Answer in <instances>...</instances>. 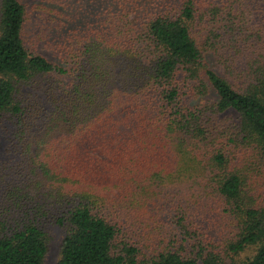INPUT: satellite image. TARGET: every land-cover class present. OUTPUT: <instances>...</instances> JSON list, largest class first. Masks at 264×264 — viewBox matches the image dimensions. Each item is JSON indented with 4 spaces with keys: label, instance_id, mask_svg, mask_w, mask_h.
<instances>
[{
    "label": "trees",
    "instance_id": "trees-1",
    "mask_svg": "<svg viewBox=\"0 0 264 264\" xmlns=\"http://www.w3.org/2000/svg\"><path fill=\"white\" fill-rule=\"evenodd\" d=\"M54 1L37 28L0 0V264H43L50 223L53 264H264V0Z\"/></svg>",
    "mask_w": 264,
    "mask_h": 264
},
{
    "label": "rangeland",
    "instance_id": "rangeland-1",
    "mask_svg": "<svg viewBox=\"0 0 264 264\" xmlns=\"http://www.w3.org/2000/svg\"><path fill=\"white\" fill-rule=\"evenodd\" d=\"M29 6L33 5L30 12V19L28 24L30 27H40L45 24L44 14L54 15L55 12H51V8L60 7V4L54 0H24ZM72 3L74 0H71ZM50 9V10H49ZM239 10V9H238ZM42 52L48 56H50V51L47 49H43ZM219 71H222L220 67H216ZM201 99L203 100H214L215 96L211 91L205 92ZM224 116L229 118L230 120H235V114L228 111L224 113ZM6 145L5 138L0 135V174L4 173V167L6 165L5 159L6 154L3 152V148ZM257 161V160H256ZM255 159L250 163L252 167H255L257 170L260 168V163L256 162ZM5 164V165H4ZM6 170V169H5ZM252 168H249V174L251 173ZM254 173V170H253ZM260 182L257 184L260 185L263 183L261 177L258 178ZM260 183V184H259ZM1 186V185H0ZM199 198V197H198ZM195 196L192 198L197 199V203L195 204L197 207V212L199 216L197 220H195L196 225L198 226L200 231L205 232L208 235H212L214 237L213 242L222 244L226 239L231 237L233 232V222L230 216L226 213L225 208L226 204L221 201L219 198L213 197H201L200 206L199 200ZM199 210V211H198ZM47 233V249L44 254L43 264H53L58 258L59 253V245L61 238L63 236L64 230L58 224L50 223L46 226ZM250 254V250L241 251L238 254L233 255V257L228 260L227 263L237 264L239 260L244 258L245 255Z\"/></svg>",
    "mask_w": 264,
    "mask_h": 264
}]
</instances>
